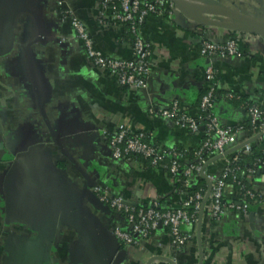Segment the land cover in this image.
<instances>
[{
	"label": "crops",
	"instance_id": "crops-1",
	"mask_svg": "<svg viewBox=\"0 0 264 264\" xmlns=\"http://www.w3.org/2000/svg\"><path fill=\"white\" fill-rule=\"evenodd\" d=\"M222 1L264 21V0ZM99 9V0H0V264H170L168 259L176 264H264V206L246 216L225 208L212 221L205 205L200 236L192 227L190 242L174 251L165 228L134 244L119 241L113 228L127 229V223L90 191L96 183L130 205L179 204L184 189L204 181L201 176L187 178L180 190L164 167L114 159L104 133L120 124L148 131L159 146L182 155L181 165L195 163L202 131L182 130L149 109L176 99L195 112L208 67L217 89L243 96L245 102H262L264 36L197 25L176 9L150 14L139 29L151 46L147 86L125 88L86 59L66 16L71 12L84 24L105 56L130 58L133 45L123 28L98 26ZM234 35L241 57L201 53L202 41L222 42ZM246 108L219 98L213 112L221 125L240 128L243 139L252 132ZM251 142L256 146L259 138ZM221 166L222 160L215 159L204 173L218 175ZM60 181L70 187V195ZM249 181L264 198V171ZM233 198L227 185L223 199Z\"/></svg>",
	"mask_w": 264,
	"mask_h": 264
},
{
	"label": "built area",
	"instance_id": "built-area-1",
	"mask_svg": "<svg viewBox=\"0 0 264 264\" xmlns=\"http://www.w3.org/2000/svg\"><path fill=\"white\" fill-rule=\"evenodd\" d=\"M99 1L100 9L96 17L98 26L101 28H118L120 22H130V32L135 35L132 56L128 59L105 56L94 46L93 39L84 24L71 12H67L66 16L72 26L74 38L80 43L86 59L95 68L104 70L115 77L119 85L132 89L146 88L150 73L151 46L149 42L140 37L139 25H142L150 14L164 15L166 11L175 10L173 4L168 0H118L119 5L116 4V0ZM185 1L195 6L196 1ZM196 5L204 6L200 3H196ZM215 8L218 7L215 6ZM200 16L203 15L200 14ZM200 51L207 57H241L243 55L239 47V39L235 35L222 42L204 40L200 43ZM205 80L204 94L201 96L195 112H190L176 99L168 106L158 110L152 107L149 109L150 113L171 120L175 126L182 130L190 133L202 131V142L194 153L197 157L195 163L188 166L181 165L182 155L180 153L164 149L145 139L152 136L148 131H134L128 126L120 124L115 131L104 133L110 135L107 143L114 159L128 162L133 166L141 163L132 158L131 155H141L148 159L149 166L166 168L173 182L181 181L184 184L187 178L198 177L201 174H204L209 182V194L205 201L208 185L204 177L201 176L205 181V191L191 193L190 188L184 189L179 204L163 209L157 201H152L147 206L135 207L128 204L123 197L114 196L109 193L107 188L93 183L90 191L97 194L99 199L123 218L128 225L127 229L117 226L113 228L115 237L122 243H137L139 238H146L153 231L165 228L172 249L180 251L192 239V227L196 226L198 230L199 226L200 232L205 205H207L208 214L212 221L218 219L225 208L246 216L253 207L264 206L262 193L252 186L248 187L244 182V180L249 181L251 176L261 170L243 169L237 165L239 154H248L254 147L252 144L254 141L251 142L253 139L264 140V100L247 106L246 115L252 132L248 137L239 139L240 128L221 125L213 112L216 82L214 72L210 67L205 70ZM235 95L237 94L228 92L225 97L230 100L234 99ZM210 155L213 158L209 159ZM165 159L170 161L168 166L162 164ZM215 159L222 160L220 173L208 176L204 173L205 167ZM177 174H181L182 177L177 178ZM227 177H230L236 185L234 187L230 185L234 196L230 202H225L223 199L225 188L228 185ZM189 209L193 210L189 212ZM168 262L176 264L173 259H168Z\"/></svg>",
	"mask_w": 264,
	"mask_h": 264
},
{
	"label": "water",
	"instance_id": "water-1",
	"mask_svg": "<svg viewBox=\"0 0 264 264\" xmlns=\"http://www.w3.org/2000/svg\"><path fill=\"white\" fill-rule=\"evenodd\" d=\"M168 1H170L173 4L174 8L177 11L181 12L186 18H188V20L192 21L197 25L217 26L233 32H243V33H250V34L264 36V21L254 19L234 9L223 8L222 6L220 7L215 2H211L210 5L208 4L205 5V3H202L203 1L198 0L196 1V3H200L201 5L204 4L203 7H200L199 5H196V3L195 6H193L188 1L185 0H168ZM211 5L213 7H210ZM215 6L218 8H215ZM207 13H213L219 15L222 18L212 19V18H205L203 16H200V14L205 15ZM260 172L261 171H258L257 173ZM201 176L204 177L208 185V190L204 198L205 201L209 194V182L207 181V178L204 174H201ZM60 184L64 188V191L70 195L72 191L70 187L64 181H60ZM252 217H253V213H250L249 218ZM199 236H200V232L198 226V237ZM201 257H202V250L201 247H199V258Z\"/></svg>",
	"mask_w": 264,
	"mask_h": 264
},
{
	"label": "trees",
	"instance_id": "trees-1",
	"mask_svg": "<svg viewBox=\"0 0 264 264\" xmlns=\"http://www.w3.org/2000/svg\"><path fill=\"white\" fill-rule=\"evenodd\" d=\"M115 1V0H114ZM148 1H154V0H148ZM116 4L119 5L118 0H116ZM167 13V11L164 13V15ZM119 23V22H118ZM130 22L129 21H125V22H120L119 23V27L123 28V33L126 36V39H129L133 45L134 41H135V35L133 33L130 32ZM143 25V24H142ZM142 25H139L142 26ZM125 88H129L127 86H123ZM233 93L230 91H225V90H220V89H215L214 91V102L216 100H218L219 98L221 99H225V100H229L228 98L225 97L226 93ZM204 94V91H202V93L200 94V97L198 99V101L195 103V105H193V107L198 108L199 106V101L201 96ZM234 94V93H233ZM236 94V93H235ZM245 98L243 96L240 95H235L234 99H230V101H235V102H239V103H244V105L247 107L249 105H251V102H245L244 100ZM249 129H251V125L248 123L247 126ZM109 133V132H108ZM106 140L108 141V139L110 138V135L107 134L105 135ZM145 139H147V141H152L155 145L159 146L156 142H154L152 137H146ZM161 147V146H159ZM193 153H191L192 155ZM132 158H135L136 161H138L139 163H141L143 166L144 165H148L149 166V162L147 158L142 157L141 155H131ZM169 160L165 159L162 161V164L165 166L169 165ZM237 165L240 168L243 169H253V170H261L264 171V140L259 141L258 145L252 147L250 153L245 154V153H240L239 154V161L237 163ZM167 170V169H166ZM177 178H181L182 175L181 174H177L176 175ZM226 182L228 183V185H232V187L236 186L234 182H232L230 177L226 178ZM245 184H247L248 187H251V183L250 181L244 180ZM175 185L178 187V189L181 190V186L183 184V182L181 181H176L174 182ZM206 190V185L204 184V181L200 179L199 181V185H197L195 188H190V192L194 193L197 191H205ZM135 207H141V206H135ZM161 207V206H160ZM162 209L164 207H161ZM193 209H189V212H191ZM250 210V209H249ZM116 213V212H115Z\"/></svg>",
	"mask_w": 264,
	"mask_h": 264
},
{
	"label": "rangeland",
	"instance_id": "rangeland-1",
	"mask_svg": "<svg viewBox=\"0 0 264 264\" xmlns=\"http://www.w3.org/2000/svg\"><path fill=\"white\" fill-rule=\"evenodd\" d=\"M216 2H217V4H220V6H222L223 8H228V4L227 3H223L224 1H222V0H216ZM252 6L253 7V4H248V6ZM234 6V5H233Z\"/></svg>",
	"mask_w": 264,
	"mask_h": 264
},
{
	"label": "bare ground",
	"instance_id": "bare-ground-1",
	"mask_svg": "<svg viewBox=\"0 0 264 264\" xmlns=\"http://www.w3.org/2000/svg\"><path fill=\"white\" fill-rule=\"evenodd\" d=\"M215 9V8H214Z\"/></svg>",
	"mask_w": 264,
	"mask_h": 264
}]
</instances>
